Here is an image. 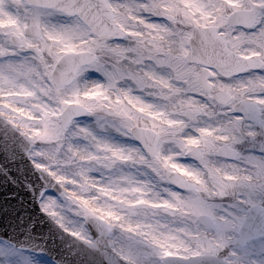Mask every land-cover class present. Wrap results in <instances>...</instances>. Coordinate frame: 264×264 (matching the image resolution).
Listing matches in <instances>:
<instances>
[{"label": "snow or ice", "instance_id": "1", "mask_svg": "<svg viewBox=\"0 0 264 264\" xmlns=\"http://www.w3.org/2000/svg\"><path fill=\"white\" fill-rule=\"evenodd\" d=\"M0 264H264V0H0Z\"/></svg>", "mask_w": 264, "mask_h": 264}, {"label": "water", "instance_id": "2", "mask_svg": "<svg viewBox=\"0 0 264 264\" xmlns=\"http://www.w3.org/2000/svg\"><path fill=\"white\" fill-rule=\"evenodd\" d=\"M21 195H23V193H21ZM36 211H38V209H36ZM35 214V212H33V215ZM38 228L40 227L39 225L37 226ZM47 226L45 225L44 228H46ZM43 230V229H41Z\"/></svg>", "mask_w": 264, "mask_h": 264}]
</instances>
